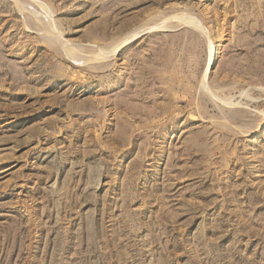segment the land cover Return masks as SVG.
<instances>
[{"label": "rangeland", "instance_id": "1", "mask_svg": "<svg viewBox=\"0 0 264 264\" xmlns=\"http://www.w3.org/2000/svg\"><path fill=\"white\" fill-rule=\"evenodd\" d=\"M0 264H264V0H0Z\"/></svg>", "mask_w": 264, "mask_h": 264}]
</instances>
